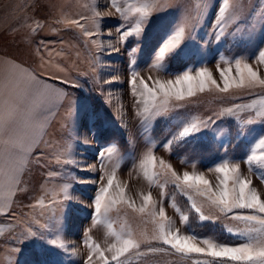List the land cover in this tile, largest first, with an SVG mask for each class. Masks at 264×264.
Returning <instances> with one entry per match:
<instances>
[{"label":"rangeland","instance_id":"1","mask_svg":"<svg viewBox=\"0 0 264 264\" xmlns=\"http://www.w3.org/2000/svg\"><path fill=\"white\" fill-rule=\"evenodd\" d=\"M15 1L17 2L15 8L18 13L16 14L14 11L13 14H16V18L9 22L7 20L0 23V47L4 49L3 52L16 55L20 60L33 64L34 66L30 68L48 76L47 78L54 88L65 90L66 93L74 96L75 103L73 106L77 110L81 106L83 112L81 123L86 122V117L94 118L93 138L95 143L99 145L100 152L98 162L95 152H93V156L90 152H84L82 158H59V163L57 158H29V163L25 167L20 183V187L26 188L27 191H19L13 202L14 208L7 212V216H0V237H2L0 239V264H85L88 255V248L85 245L82 254L83 260H79L78 255L71 253L72 247L75 246V236L72 234V229L64 228V233L73 235L66 238V250L42 243L39 239L27 237L26 231L31 227L33 231L43 233V239L48 240L46 233L48 228H41L40 226L48 225L43 219L46 218L44 209H49L52 205L51 202L58 199L60 188L68 185V190L71 192H68L71 197L67 200L68 204L75 203L84 209H88L97 190L102 184H106L107 174L111 173L114 168L116 170V182L126 187V197L132 199L137 207L143 202L141 194L147 195L150 192L153 201L157 202V210L163 206L167 217L175 222V227L179 228L182 233L191 234L189 225L186 226L180 222L179 213L171 206V193H178L172 184L169 183L167 186V197L162 198L160 187L155 184L150 186L143 176L140 164L149 148L157 159L156 172L161 173L158 161L163 159L166 163L171 164L177 173L182 174L184 171L203 173L213 186L216 185L217 174L209 171V168L220 163L222 159L240 162V174L250 179L252 187L259 191L264 198V182L258 178L255 172L249 171L248 166L242 161V157L249 150V142L261 134V125L258 122L260 118L255 115L256 109L241 107L235 110L234 116L220 115L226 108H231L234 105H248L253 100L260 99L264 96V88H233L228 93H220L214 88L210 91H197L194 96L186 97L182 101L173 100V105H179L178 107H173L166 115L156 117L145 125L142 123V118L136 114L139 107L136 104L137 97L133 96L129 84L132 72L130 61L132 59L136 60L135 71L139 73L140 78L145 80H148L149 77L152 80L175 79L177 75H181L188 69H192L194 75L195 70L205 67L222 86L218 69L227 68L229 65L225 61H232L231 75H235L234 57L246 58V62L251 64L254 69H258L260 74L264 76V64L258 63L255 59L258 45L264 47L259 43L264 40V34L261 33V25L264 24V19H261V14H264V0H243L244 15L247 22L241 24L240 27L243 29L245 39L247 40L250 36L251 42L241 44H237L232 36H227L226 39L219 42L215 40L212 25L216 13L214 5L217 0H208L209 7L207 10H203V4L198 9L197 0H169L171 5L179 4L182 6V10L192 20L195 29L189 28L187 30L185 40L187 47H183L180 55L168 61L166 70L163 71L150 67L152 48L166 28L173 27L180 22L181 13L179 12L168 11L159 16L153 13L156 19L148 29L147 37L143 39L140 45L142 50L133 56L130 50L137 47V38L129 37L127 44L121 43L116 25L123 23L125 27H128L134 23L137 14L127 11L128 20L125 21L111 6V0ZM141 2L142 0H118L119 6L125 10L130 9L133 5L138 6ZM92 9L104 14L99 33L92 37L83 36L81 30L74 25L58 22L65 17L68 20L79 19L80 16L90 17ZM201 11H203L202 15L199 14ZM37 21L42 27L39 31L33 32L32 29L36 28ZM86 27L91 32L97 31L91 20L86 22ZM234 27V24H229L227 31H233ZM188 34H190V39H188ZM93 40L96 41L95 44L92 43ZM113 48L118 49V51H113ZM152 80H148L150 85ZM105 81L111 82L105 83ZM194 117L201 120H208L211 117L212 120L216 121L215 124L209 123L206 129H202L194 137H207L217 146L212 155L205 160L189 161L183 155L173 154L171 149H166L163 146L165 141L171 139L172 135L179 130L182 122ZM247 119L255 120L257 123L248 126L253 130L246 137L238 136L239 122ZM104 126L118 129L127 141V148L120 147L116 141L101 145L96 139V134L99 127ZM77 127L76 124L75 138L78 136V132H82L83 135L86 131L85 127L82 130H78ZM159 127L162 128V139L157 142L154 134ZM84 137L87 141L88 137L86 135ZM240 142L242 143L240 144ZM71 143L70 141L69 144ZM231 143L239 145L234 146L236 157L229 155L228 149ZM112 145L116 146L117 151L109 158V154L105 150ZM101 152H104L103 157L100 156ZM65 160H71L73 163H64ZM90 160L93 163L89 162ZM49 173H55V175L50 176ZM72 174L76 178L75 182L70 183L69 176ZM101 176H104L103 181L100 179ZM169 179L170 173L165 171L159 176V183L163 184L165 180ZM56 180L60 187L59 190L55 188ZM75 183L77 187L74 189ZM129 183L130 186L128 187ZM115 191L113 188L112 192ZM196 199L199 201L201 198L196 197ZM41 200L43 204L38 203ZM161 200H163L162 205L159 203ZM28 201L30 205H36L34 211L21 218L17 213L19 214L20 210L27 212L29 209ZM68 206L70 212L73 213L72 204ZM148 211H151V206H149ZM242 211L247 212L248 210ZM205 212L209 214L207 208H205ZM15 213L16 215H14ZM78 213L79 210H75L74 214ZM211 214L218 215L215 212ZM12 215L15 216L14 219L11 217ZM18 219L20 220L18 221ZM61 219L56 220L54 217L52 220V223L54 222L52 229L56 232L59 230L58 224ZM108 219L112 224L113 231L120 232L122 228L125 231L130 229L138 239L142 240L150 239L156 228L148 212L138 213L125 203H118L109 212ZM205 223L207 221L201 223L197 217V224ZM211 225L221 227L227 234L229 233L225 226L231 227L234 232H239L244 228L243 222L222 215L216 223H211ZM93 226H95L94 221ZM103 230V237L106 234L107 239L99 238V240L101 246L106 247L110 241L111 243L114 241V237L108 235L107 227ZM57 235L54 234L51 238L53 239ZM231 236L242 238L245 241L244 237ZM198 237L212 238L210 236ZM212 239L221 244H228L215 238ZM240 243L229 245L236 246ZM148 247L167 248V246L152 241L151 243H142L141 252H145ZM128 260L129 264H194L195 260L203 262L204 260H211V258L198 255L185 258L170 250L168 252L146 253L140 256L130 254ZM94 262V264H101L95 257Z\"/></svg>","mask_w":264,"mask_h":264},{"label":"snow or ice","instance_id":"2","mask_svg":"<svg viewBox=\"0 0 264 264\" xmlns=\"http://www.w3.org/2000/svg\"><path fill=\"white\" fill-rule=\"evenodd\" d=\"M203 4V10L209 7L208 0H197V8ZM111 6L119 13L125 21L128 20L127 11L137 14L133 24L125 27L123 23H117L116 29L119 34V41L127 44L129 37L137 38V47L132 48L131 54L134 56L141 51L140 45L143 39L147 37L148 29L155 22L156 17L168 11L181 13V19L173 27L166 28L163 35L159 36L152 48V62L150 67L157 70H166L167 62L180 55L185 43L186 33L189 28L195 29V25L189 16L182 10L179 4L171 5L169 0H142L139 5H133L130 9H122L118 0H111ZM216 13L212 25L213 36L216 41H222L227 36H232L237 44L250 43L251 37L247 40L243 35V29L240 25L246 23L244 15L243 0H217L214 5ZM90 17L80 16L79 19L68 20L66 17L58 22L74 25L81 30L85 37H92L99 33L103 23V16L99 11L92 9ZM203 14V11L199 13ZM264 19V14H261ZM91 20L96 32H91L86 27V22ZM84 21V23H82ZM234 24L233 31H227L228 25ZM42 27L36 22V28L33 32L39 31ZM261 33L264 34V24L261 25ZM239 37V39H237ZM190 39V34H188ZM96 43L95 40L92 41ZM260 45H264L261 40ZM113 51L118 49L113 48ZM223 59V58H222ZM255 59L260 64H264V47H257ZM235 64V75L232 73V61H225L229 66L218 69L220 72L221 83L212 76V73L205 67L195 70H185L175 79L152 80L151 85L148 80L139 77L135 71L136 60L132 59L130 65L132 72L129 84L133 96L137 97L136 104L139 106L137 115L142 118V123L147 125L156 117L166 115L173 107L172 101H182L186 97H192L197 91L204 92L213 88L220 93H228L235 89H253L255 87L264 88V76L258 69H254L251 64L246 62V58H233ZM115 79V78H114ZM111 81H105L110 83ZM65 93L53 86L44 83L40 76L14 60H0V177H6L9 184V194L14 196L17 191L26 192V188L19 187L22 175L26 165L29 163L31 147L38 144L42 138V125L39 124L41 111L47 104L55 103L65 97ZM259 105V108H257ZM241 107L256 109L255 115L261 125V134L254 137L249 142V150L242 157L244 164L248 166L249 171L255 172L258 178L264 182V96L258 100H253L248 105H234L231 108L224 109L220 115L234 116L235 110ZM50 112L51 110L48 109ZM77 125L88 127L87 123L82 125L79 111L73 113ZM209 123L215 124L216 121L211 117L208 120H201L197 117L182 122L179 130L175 132L171 139L164 143L166 149H171L173 142L187 143L190 138H194L202 129H206ZM257 121L247 119L239 122L237 131L238 136H247L253 130L248 127L255 125ZM95 127V123L93 124ZM91 131V129H89ZM109 158L116 153L115 145L109 146L105 150ZM104 156V152L100 153ZM59 163V158H57ZM64 163H73L71 160H65ZM161 173L155 171L157 159L151 148L145 153L141 161L140 168L144 178L150 186L155 184L161 189V197H167V186L172 184L174 190L184 197L189 203L187 213L184 212L176 203L173 196L171 206L179 213L180 222L188 225L190 215L194 213L198 220L216 223L220 216L229 219L241 221L244 224L243 230L234 232L231 227H226L230 235L244 237L245 241L236 246L221 244L212 238H201L195 233H182L179 228L175 227V222L166 215L163 206L157 210V202L153 201L151 193L141 194L142 204L137 207L135 202L125 195L126 187L116 182L115 168L107 174L106 184L97 190L94 202L93 220L95 223H103L108 228V235L114 237V241L106 247H102L87 233H85L84 245L88 248L87 259L85 264H94V257L101 264H129V255H144L146 253L168 252L172 251L185 258H192L194 255L209 257L211 260H195L194 264H264V198L259 191L252 187V181L240 174L241 164L230 159H222L220 163L209 168V171L217 174L216 185L213 186L211 181L203 173L184 171L182 174L177 173L163 159L158 161ZM170 173V179L165 180L163 184L159 183V176L162 173ZM55 175V173H49ZM101 181L104 176H101ZM115 188V192L112 190ZM64 199L71 197L68 194V185L62 188ZM196 197L201 198L199 201ZM55 202V201H53ZM12 201L7 204H0V212L7 214L11 207ZM43 204V201H38ZM118 203H125L129 208L138 213H146L151 216L152 222L156 225L154 234L150 239H138L129 229L123 228L120 232L112 230V224L108 221V214ZM161 205L163 200L159 202ZM151 206V211H148ZM205 208L209 210L206 214ZM242 210H248L244 212ZM212 212L218 215L211 214ZM39 223L38 221H36ZM41 228H48V225H41ZM27 237L41 240L42 243L53 246L58 249H65L66 245L57 235L53 239L44 240L43 233L33 231L29 227L26 231ZM158 242L165 247H148L145 252H141L142 243Z\"/></svg>","mask_w":264,"mask_h":264},{"label":"crops","instance_id":"3","mask_svg":"<svg viewBox=\"0 0 264 264\" xmlns=\"http://www.w3.org/2000/svg\"><path fill=\"white\" fill-rule=\"evenodd\" d=\"M16 5H17V2L15 0H0V23L6 22L7 20L9 22L11 19L16 18L15 15L18 13L17 9L15 8ZM14 11L16 14L15 13L13 14ZM11 43H13V41H11ZM3 51L4 49L0 47V60H14L15 62L21 64L23 67L31 71H35L33 70V68H30L31 66H34L33 64L31 63L29 64V62H24L23 60H20L19 58H17L16 55L8 54ZM61 65H64V64H61ZM36 73L40 76L41 80L44 83H47L53 86V84L49 81V78H47L48 76L39 73V71ZM62 91L66 94L65 97L56 101L55 103L47 104L44 108L41 109V111L43 112V115L40 116L39 124L42 125V131H41L42 138L40 139V142L38 144L32 145L31 154L29 158H82L83 155L85 154L84 152H90L92 156H93V152H95L97 154L96 160L98 162L99 161L98 154L100 152V147L98 144L95 143L94 138H93L92 125L94 123V118L86 117L85 123H87L88 125L87 128L85 127L86 131H84L83 135H82V132L81 133L78 132V136H76L75 138L76 132L74 131V129L76 128V123L74 120L73 113L76 112L77 109L73 106V103H75V101L73 100L74 96L66 93L65 90H62ZM80 107L81 106H79L78 111H79V115L81 118V116L83 115V112ZM48 109H50L51 111L49 112ZM83 124L84 123H82V125ZM77 128L78 130H82L83 126L78 125ZM89 129H91V131H89ZM85 135L88 137L87 141H86V138L84 137ZM70 141L72 142L71 144H69ZM89 162L93 163L92 160H90ZM24 172L25 170L23 171L22 175H20V180L23 179ZM69 177H70V183L75 182L76 177L73 174ZM57 180L55 181V184H56L55 188L59 190L60 188L58 186L59 180L58 181ZM129 186H130V183L128 184V187ZM75 187H77L76 183H75L74 189ZM68 192L71 193L69 190ZM18 193L19 191H17L14 196H10L9 184H8L7 178L0 177V204L6 205L7 202L11 200L12 203L9 209L10 211L11 208H14L15 206L13 205V202H14L15 196ZM77 195L80 196L79 194ZM51 203L52 205H50L51 207H49V209L44 207L45 208L44 216L46 218H43L46 220L45 222L48 223L49 225L47 232H46L48 234V239H52L51 237L54 234L55 235L58 234L60 238L63 239L64 244L67 245L66 238L68 236L74 235L75 236V239H74L75 246L72 247L71 253L78 255L79 260L80 259L83 260L82 254L84 250L83 241L86 238L85 233L91 236L92 239L95 240L97 243H100L99 238L104 239V240L107 239L106 234H105V237H103L104 236L103 229L107 227L105 224L95 223V226H93V221H94L93 220V213H94L93 199L91 200V205L88 206L89 207L88 209H84L82 208L81 205H78L75 203L68 204L67 200L64 199V193L62 189L60 188L58 199L55 200V202H51ZM27 204L29 206V209H27V212H25L24 210L22 211L20 210L19 214L17 213V215L20 216L21 218H23L24 215L33 213L34 208L36 206V205L33 206L32 204L30 205L29 201ZM71 204L73 208V213L70 212V207L69 206L67 207V205H71ZM75 210H79V213L74 214ZM63 212H64V215H63ZM3 215L7 216V214H5L4 212H0V216H3ZM14 215H16V213ZM14 215L11 216L13 217V219L15 218ZM54 217H56V220L61 219L63 217V219H61L60 223L58 224V228H59L58 232L52 229V226L54 225V222L52 223V220H54ZM65 217L67 220L65 219ZM19 220L20 219H18V221ZM18 221L17 222L15 221V223H18ZM64 228L72 229L73 235L64 233ZM1 238L2 237H0V239ZM43 253L45 252L43 251ZM46 254L48 253L46 252ZM15 255L16 253L14 254V256Z\"/></svg>","mask_w":264,"mask_h":264},{"label":"trees","instance_id":"4","mask_svg":"<svg viewBox=\"0 0 264 264\" xmlns=\"http://www.w3.org/2000/svg\"><path fill=\"white\" fill-rule=\"evenodd\" d=\"M154 135L157 142H160L162 139V128L159 127ZM96 139L101 145H106L111 141H116L120 147L124 149L128 146L124 135L118 129L110 126L99 127V131L96 134ZM241 143L242 142H240V144ZM237 145L238 144L234 143L229 145V155L234 157L237 156V154H235L236 149L234 147ZM216 147V144H214V142L207 137L190 138L187 143L173 142L171 146V152L173 154L183 155L189 161L202 159L205 160L212 155ZM173 196L175 197V203L187 213L189 203L187 202L186 197L175 192L171 193V197ZM188 225L191 233H195L197 236H210L220 242L228 244H236L244 241L242 238L232 237L231 235L227 234L221 229V227H213L209 222L201 225L197 224V216L194 213L190 215V221Z\"/></svg>","mask_w":264,"mask_h":264}]
</instances>
